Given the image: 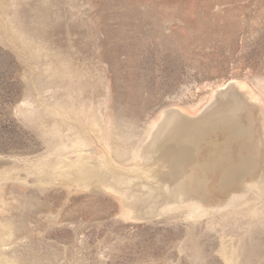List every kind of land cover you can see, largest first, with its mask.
Here are the masks:
<instances>
[{
  "label": "rangeland",
  "instance_id": "374dc122",
  "mask_svg": "<svg viewBox=\"0 0 264 264\" xmlns=\"http://www.w3.org/2000/svg\"><path fill=\"white\" fill-rule=\"evenodd\" d=\"M0 264H264V0H0Z\"/></svg>",
  "mask_w": 264,
  "mask_h": 264
}]
</instances>
